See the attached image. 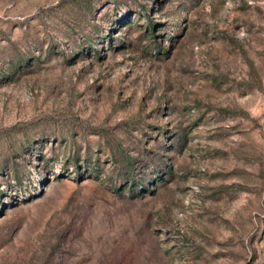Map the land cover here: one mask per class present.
Segmentation results:
<instances>
[{"label": "rangeland", "instance_id": "rangeland-1", "mask_svg": "<svg viewBox=\"0 0 264 264\" xmlns=\"http://www.w3.org/2000/svg\"><path fill=\"white\" fill-rule=\"evenodd\" d=\"M0 264H264V0H0Z\"/></svg>", "mask_w": 264, "mask_h": 264}]
</instances>
